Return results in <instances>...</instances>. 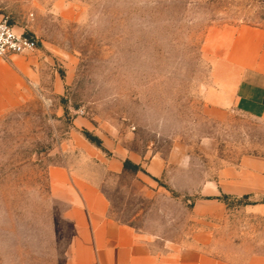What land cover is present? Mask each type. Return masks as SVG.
Wrapping results in <instances>:
<instances>
[{"label": "rangeland", "instance_id": "rangeland-1", "mask_svg": "<svg viewBox=\"0 0 264 264\" xmlns=\"http://www.w3.org/2000/svg\"><path fill=\"white\" fill-rule=\"evenodd\" d=\"M240 25L264 27V0H85L71 15H44L28 34L34 51L0 57L26 70L23 96L0 112V264H66L72 226L57 166L98 181L114 218L183 240L199 195L181 190L244 155L264 157V120L205 101ZM174 147L191 155L189 173L106 168L113 156L144 163Z\"/></svg>", "mask_w": 264, "mask_h": 264}, {"label": "crops", "instance_id": "crops-1", "mask_svg": "<svg viewBox=\"0 0 264 264\" xmlns=\"http://www.w3.org/2000/svg\"><path fill=\"white\" fill-rule=\"evenodd\" d=\"M83 1L0 0V16H7L16 31L35 34L47 12L71 15ZM10 60L0 58V112L24 93L26 70L16 68L14 58ZM212 78L205 91L211 112L235 108L264 120V27H235L217 53ZM128 158L142 163L152 179L163 178L169 166L191 171V155L178 147L167 157L154 154L144 163L135 155ZM106 168L123 172L124 161L113 156ZM51 179L67 201L72 226L66 264H264L263 156L244 155L237 164L206 177L198 189H182L184 194L199 196L190 208L189 233L178 241L111 216L109 199L94 179L59 166L51 169ZM241 198L248 202L233 210L229 200Z\"/></svg>", "mask_w": 264, "mask_h": 264}, {"label": "built area", "instance_id": "built-area-1", "mask_svg": "<svg viewBox=\"0 0 264 264\" xmlns=\"http://www.w3.org/2000/svg\"><path fill=\"white\" fill-rule=\"evenodd\" d=\"M37 46L33 36L16 31L7 16H0V57L34 51Z\"/></svg>", "mask_w": 264, "mask_h": 264}, {"label": "trees", "instance_id": "trees-1", "mask_svg": "<svg viewBox=\"0 0 264 264\" xmlns=\"http://www.w3.org/2000/svg\"><path fill=\"white\" fill-rule=\"evenodd\" d=\"M93 138H95V137H93ZM140 169L141 168H140L139 164L132 162L130 159H125L123 173L124 172H129V171L135 173V172L139 171ZM221 198L226 200L228 197L227 196H223ZM126 223H128V222H126ZM129 224H131V223H129ZM131 225H133V224H131Z\"/></svg>", "mask_w": 264, "mask_h": 264}]
</instances>
